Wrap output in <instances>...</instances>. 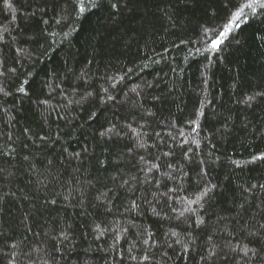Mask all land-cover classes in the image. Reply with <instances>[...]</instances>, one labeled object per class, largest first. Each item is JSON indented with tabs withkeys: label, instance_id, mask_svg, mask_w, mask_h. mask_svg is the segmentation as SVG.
I'll return each instance as SVG.
<instances>
[{
	"label": "trees",
	"instance_id": "16d2710c",
	"mask_svg": "<svg viewBox=\"0 0 264 264\" xmlns=\"http://www.w3.org/2000/svg\"><path fill=\"white\" fill-rule=\"evenodd\" d=\"M262 4L0 0V264H264Z\"/></svg>",
	"mask_w": 264,
	"mask_h": 264
},
{
	"label": "snow or ice",
	"instance_id": "6c2138e0",
	"mask_svg": "<svg viewBox=\"0 0 264 264\" xmlns=\"http://www.w3.org/2000/svg\"><path fill=\"white\" fill-rule=\"evenodd\" d=\"M248 7H251V5H248ZM261 7H264V4L261 5ZM81 11H83V8H81ZM237 19L239 18V13L236 14ZM230 26H226V31ZM221 35H224V33H221ZM220 41L219 40H213L212 41V47L217 48L219 46Z\"/></svg>",
	"mask_w": 264,
	"mask_h": 264
}]
</instances>
